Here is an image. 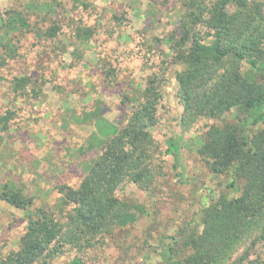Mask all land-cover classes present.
<instances>
[{"label":"rangeland","instance_id":"374dc122","mask_svg":"<svg viewBox=\"0 0 264 264\" xmlns=\"http://www.w3.org/2000/svg\"><path fill=\"white\" fill-rule=\"evenodd\" d=\"M86 1L95 9L85 11L73 0H0V114L13 115L9 131H0V195L9 187L25 204L18 208L0 198V264L20 251L40 211L63 229L34 264H161L171 237L202 231L205 209L238 198L245 186L231 173L212 172L199 154L211 126L233 123L230 114L201 118L188 132L180 126L177 75L185 65L176 63L171 39L179 37L191 0ZM239 9L235 2L230 6ZM56 22L62 34L50 39L46 30ZM82 22L97 30L90 42L74 34ZM198 31L206 33L204 26ZM19 77L33 83L14 92ZM151 82L160 97L138 153L148 158L155 180L145 189L127 179L116 191L145 214L98 235L90 247L68 244L70 208L59 189L81 185L102 141L128 125ZM184 240L179 257L188 251ZM224 264H264V241L249 236Z\"/></svg>","mask_w":264,"mask_h":264},{"label":"trees","instance_id":"16d2710c","mask_svg":"<svg viewBox=\"0 0 264 264\" xmlns=\"http://www.w3.org/2000/svg\"><path fill=\"white\" fill-rule=\"evenodd\" d=\"M73 1L85 11L95 9L86 0ZM234 2L240 9L232 12ZM189 10L179 37L171 39L176 63L185 65L177 75L183 106L180 126L188 132L201 118L230 114L233 123L211 126L199 154L212 172L231 173L245 186L238 198L221 199L205 209L202 231L195 230L191 236L184 233L181 240V236L171 237L161 254V264H224L249 236L258 235L264 241V0H214L205 6L191 0ZM17 18L27 26V21ZM200 26L206 29L205 35H200ZM96 33L83 22L74 29L83 43L92 41ZM61 34L59 22L46 30L50 39ZM14 83V92H20L33 79L19 77ZM154 84L151 82L128 125L102 141V152L89 164L81 185L59 189L70 208L68 244L90 247L98 235L134 224L145 214L144 207L123 202L116 191L127 179L145 189L155 180L152 166L146 163L148 158L138 153L148 140L146 129L155 123L160 96ZM12 120V113L0 114V131H9ZM169 153L174 154L173 149ZM0 198L25 208L21 195L9 187ZM62 229L55 218L40 211L30 221L20 251L1 264H34L50 250ZM183 240L188 251L179 257L177 245ZM74 264L82 262L76 259Z\"/></svg>","mask_w":264,"mask_h":264}]
</instances>
